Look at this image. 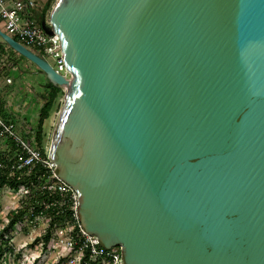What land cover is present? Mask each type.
Instances as JSON below:
<instances>
[{"label":"water","instance_id":"95a60500","mask_svg":"<svg viewBox=\"0 0 264 264\" xmlns=\"http://www.w3.org/2000/svg\"><path fill=\"white\" fill-rule=\"evenodd\" d=\"M67 74L48 148L123 264H264V0H56Z\"/></svg>","mask_w":264,"mask_h":264},{"label":"built area","instance_id":"2783aa9c","mask_svg":"<svg viewBox=\"0 0 264 264\" xmlns=\"http://www.w3.org/2000/svg\"><path fill=\"white\" fill-rule=\"evenodd\" d=\"M39 11L35 0H0V24L3 29L0 28L26 47H32L42 57L44 54L52 55L56 62L53 69L66 75L59 37L55 33L49 35L43 31L36 19ZM6 81L9 83L10 78ZM0 142L3 144L0 146L1 153L9 151L11 144L16 148V159L9 165L11 171L40 165L50 178L41 189L51 196H58L54 198L53 204L59 209L70 204L72 221L58 222L53 233L56 238L59 237L58 241L66 250L65 264H123L120 246L105 249L96 236L82 229L77 217L76 191L55 175V165L48 155L44 156L32 145L14 121L0 117ZM21 191L25 193L27 190L22 188ZM62 256L64 254L58 256L57 260Z\"/></svg>","mask_w":264,"mask_h":264},{"label":"trees","instance_id":"16d2710c","mask_svg":"<svg viewBox=\"0 0 264 264\" xmlns=\"http://www.w3.org/2000/svg\"><path fill=\"white\" fill-rule=\"evenodd\" d=\"M53 2L54 0H47L44 2L42 9L36 13V19L39 23L45 19V15L47 11L51 10ZM16 54V51L0 39V69L3 73L9 74L13 69L21 72L27 71L22 69L19 62L16 61L14 57ZM41 87L43 96L37 111L35 124L34 126H29L28 130L23 132L27 136L28 141L46 156L47 151L44 148L46 133L43 125L53 112L59 110L64 90L46 79L42 82ZM0 117L3 119H10L11 117L6 112L1 97ZM10 120L16 123L13 118ZM15 159L16 148L12 144L9 151L0 152V189L9 188L19 196L16 205L8 211L6 225L0 231V264H8L6 256L13 251L11 247H3V244L6 243L4 242V234L16 226L17 223H22L26 218L29 220L46 219L48 224L46 230L40 238L34 239V243L42 240V243L46 245L48 240L54 235L51 231L56 227L57 223L60 221H68L70 223L73 218L70 204L63 207V209H59L53 204L54 198L58 196H51L47 191L41 189V186L50 180L49 174L45 173L40 165L11 171L9 165ZM22 188L27 191L25 193L22 192ZM23 229L26 230L25 227ZM63 260L64 258L60 257L55 264H61ZM31 264L36 263L34 261Z\"/></svg>","mask_w":264,"mask_h":264},{"label":"rangeland","instance_id":"374dc122","mask_svg":"<svg viewBox=\"0 0 264 264\" xmlns=\"http://www.w3.org/2000/svg\"><path fill=\"white\" fill-rule=\"evenodd\" d=\"M46 1L35 0L38 10L42 9ZM49 12L50 10L47 11L45 19L48 18ZM0 27L3 29L2 24H0ZM30 48L33 49L32 47ZM14 57L21 68L27 71L21 72L13 69L9 74H6L0 69V97L3 99L6 112L13 117L18 129L24 134L29 126H34L35 124L37 111L43 96L42 87L40 88L39 85L45 80V76L32 62L22 55L17 53ZM43 57L52 67L56 66L52 55L44 54ZM7 78H10V83H7ZM62 100L63 96L61 105ZM60 108L58 111L53 112L43 125L46 133L44 148L47 152ZM0 146H3L2 142H0ZM18 199V194L13 190L9 188L0 189V231L6 225L8 211L16 205ZM46 227L47 221L44 219L29 220L26 218L22 223H17L16 226L5 232L4 242L6 243L3 244V247H11L13 249L12 253L6 256L7 263L31 264L35 261L36 264H55L58 256L64 254L62 256L64 260L61 264H65L67 254H65L66 250L61 245V242L58 241V236L56 238L53 235L46 245L42 243V240L34 243V239L40 238ZM51 232L52 234L56 232L55 228Z\"/></svg>","mask_w":264,"mask_h":264},{"label":"crops","instance_id":"0c3cea01","mask_svg":"<svg viewBox=\"0 0 264 264\" xmlns=\"http://www.w3.org/2000/svg\"><path fill=\"white\" fill-rule=\"evenodd\" d=\"M10 81H11V80H10ZM9 83H10V82H9ZM41 84H42V83H41ZM41 84L39 85V86H40V88H41ZM42 91H43V90H42ZM10 116H11V115H10ZM11 118H13V117L11 116V117H10V119H11Z\"/></svg>","mask_w":264,"mask_h":264}]
</instances>
